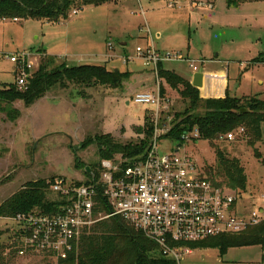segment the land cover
<instances>
[{
  "label": "rangeland",
  "instance_id": "rangeland-1",
  "mask_svg": "<svg viewBox=\"0 0 264 264\" xmlns=\"http://www.w3.org/2000/svg\"><path fill=\"white\" fill-rule=\"evenodd\" d=\"M73 1L69 18L58 23L0 21V89L16 83L9 58L17 52L42 51L55 60V66L103 65L129 72L130 77L118 89L69 83L65 88H53L31 107L22 102L0 105V205L27 183L53 179L87 182V168L101 161L97 147L82 149L83 143L107 135L122 144L142 146L145 136L139 130L147 118L157 124L162 154L177 152L181 145L179 154L192 158L204 173L212 172L219 183L224 177L217 153L238 159L248 177L247 209L262 203L264 140L250 146L249 132L233 142L211 143L194 137L195 132L186 135L183 143L165 138L176 116L190 113V101L160 80L136 51L154 48L168 56L161 63L164 69L185 78L194 74L193 62L201 73L227 71L231 97L263 101L264 63L257 61L264 58V0H111L99 7ZM42 59L40 56L38 65ZM137 92L160 94L159 111L152 105L130 103ZM12 110L19 112L16 118L10 114ZM195 113L204 112L197 109ZM48 198L60 202L50 192ZM19 228L13 219L0 221L6 264H60L24 250ZM180 264H264V248H234L223 257L218 250H196Z\"/></svg>",
  "mask_w": 264,
  "mask_h": 264
},
{
  "label": "built area",
  "instance_id": "built-area-1",
  "mask_svg": "<svg viewBox=\"0 0 264 264\" xmlns=\"http://www.w3.org/2000/svg\"><path fill=\"white\" fill-rule=\"evenodd\" d=\"M109 48L112 50L110 44ZM136 52L156 74L158 65L168 58L152 47L146 51L137 48ZM9 60L17 68V87L26 90L37 69L33 55L22 52ZM190 67L194 73L199 72L195 62ZM203 82L202 99H226L225 77L205 76ZM132 102L152 105L158 112L161 98L160 94L140 92ZM193 136L199 137V132ZM245 136L246 130L240 127L219 136L217 141L233 142ZM177 150L162 154L155 133L143 156L128 159L120 154L102 160L98 177L90 173L82 184L54 179L49 192L59 198L58 207L49 212L36 209L13 218L20 225L24 250L59 263L66 261L86 230L119 217L153 241L162 256L180 264L193 253L186 244L240 235L264 222V196L262 203L247 209L244 194L214 185L192 158Z\"/></svg>",
  "mask_w": 264,
  "mask_h": 264
},
{
  "label": "trees",
  "instance_id": "trees-1",
  "mask_svg": "<svg viewBox=\"0 0 264 264\" xmlns=\"http://www.w3.org/2000/svg\"><path fill=\"white\" fill-rule=\"evenodd\" d=\"M111 0H82L87 6H102ZM73 0H0V21L4 20H37L58 23L69 18ZM52 57L43 58L39 69L29 79L26 90H20L17 84L0 89V105H11L22 102L31 107L53 88H65L69 83L85 87H108L118 89L130 77L129 72L109 70L106 66H68L54 65ZM257 63H264L260 58ZM158 78L174 90H179L181 97L190 101L187 115L176 116L174 126L165 138L183 143L186 135L199 132V139L213 143L219 136L243 127L252 136L250 146L264 140V100L256 98L241 101L227 95L224 100H203L199 91L192 84L173 71L166 70L159 64ZM182 88V89H180ZM161 87V94H164ZM230 96V97H229ZM202 109V113H195ZM192 111L194 113H192ZM14 118L17 110H12ZM11 115V116H12ZM139 132L145 137L143 145L122 144L112 136L101 135L87 139L82 149L95 145L100 161L124 155L128 159H137L144 155L155 133L152 119L147 118L146 125ZM196 139V140H199ZM217 161L224 182L219 183L212 172H205V177L218 187L244 194L248 177L238 159H228L223 153H217ZM99 162V161H98ZM100 163L90 167L91 173L99 176ZM86 169V167H85ZM89 178L90 174L85 172ZM54 181H36L25 184L21 190L0 205L1 219H13L21 214H28L36 209L49 212L58 203L49 200L50 184ZM78 184H82L78 182ZM3 231L0 229V237ZM261 245L264 248V222L250 228L240 235H222L198 243L186 244L193 251L218 250L220 257L230 249ZM6 246V245H5ZM0 245V264H6L4 255L6 247ZM12 258V257H11ZM60 264H178L175 260L161 255L158 246L148 239L143 232L135 229L123 219L116 217L103 220L92 227L89 234H83L74 245L66 261Z\"/></svg>",
  "mask_w": 264,
  "mask_h": 264
},
{
  "label": "crops",
  "instance_id": "crops-1",
  "mask_svg": "<svg viewBox=\"0 0 264 264\" xmlns=\"http://www.w3.org/2000/svg\"><path fill=\"white\" fill-rule=\"evenodd\" d=\"M14 22H18V21H20L19 19H15V20H13ZM122 45H124V44H122ZM126 45V44H125ZM18 53H22V52H17V53H12V55H15V54H18ZM29 54H32L33 55V60H35V63L37 64V68L39 69V67H40V65H38V62H39V59H40V56H43V58H46V57H49L46 53H44V52H42L41 51V53L40 54H33V53H29ZM121 54V53H120ZM11 55V56H12ZM10 56V57H11ZM108 56V55H107ZM67 57V56H66ZM108 58H109V60H112V59H114V56H108ZM11 62V61H10ZM13 64V63H12ZM14 65V64H13ZM81 66H83V65H81ZM92 66H96V65H92ZM99 66V65H98ZM101 66H103V65H101ZM73 67H76V66H73ZM174 72V71H173ZM198 73H201V72H198ZM195 74H197V73H194L191 77H188V78H185V77H183V76H181V75H179V76H181L182 78H184V79H186V80H188L191 84H192V81H193V77H194V75ZM203 74V80H204V78H205V76H220V77H225L226 78V82H227V94H228V92H229V78H228V72L227 71H219L218 73H211V72H207V73H202ZM14 75H15V78H16V81H17V68H16V65H14ZM158 77V76H157ZM191 79H192V81H191ZM207 79V78H206ZM203 80H202V86L200 87V88H196L198 91H199V93H200V98H201V95H202V91L200 90L202 87H203ZM16 84V83H15ZM193 86V85H192ZM5 87V86H4ZM137 93H140V92H137ZM137 93H135V94H137ZM134 94V95H135ZM202 99V98H201ZM203 100H208V99H203ZM130 101V100H129ZM132 101H130V103H131Z\"/></svg>",
  "mask_w": 264,
  "mask_h": 264
},
{
  "label": "water",
  "instance_id": "water-1",
  "mask_svg": "<svg viewBox=\"0 0 264 264\" xmlns=\"http://www.w3.org/2000/svg\"><path fill=\"white\" fill-rule=\"evenodd\" d=\"M202 80H203V74L202 73H197L193 77L192 85L194 88H200L202 86ZM181 148V145L178 146V149ZM87 173L90 174L91 170L90 168H87Z\"/></svg>",
  "mask_w": 264,
  "mask_h": 264
}]
</instances>
